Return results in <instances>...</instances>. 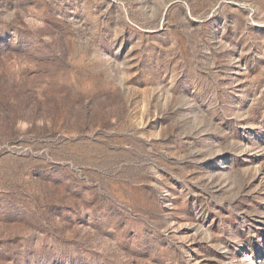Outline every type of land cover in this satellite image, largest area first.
Here are the masks:
<instances>
[{"label":"rangeland","instance_id":"374dc122","mask_svg":"<svg viewBox=\"0 0 264 264\" xmlns=\"http://www.w3.org/2000/svg\"><path fill=\"white\" fill-rule=\"evenodd\" d=\"M0 264H264V0H0Z\"/></svg>","mask_w":264,"mask_h":264}]
</instances>
